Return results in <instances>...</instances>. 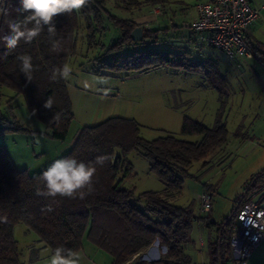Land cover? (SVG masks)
Segmentation results:
<instances>
[{"label":"trees","instance_id":"obj_1","mask_svg":"<svg viewBox=\"0 0 264 264\" xmlns=\"http://www.w3.org/2000/svg\"><path fill=\"white\" fill-rule=\"evenodd\" d=\"M111 1L114 7L125 11L141 5V0ZM106 5L107 0H91L79 11L59 15L54 19V36H50L45 27L30 43L21 41L14 50L7 49L0 40V87L14 92L5 102L10 104L16 96L22 95L27 110L48 130L43 133L56 140L69 139L74 114L66 80L53 81L50 76L54 68H62L76 54L82 28L87 49L98 47L102 50L101 54H107L108 58L102 59L109 68L142 72L171 65L203 75L209 72L206 64L193 60L187 52L157 49L145 42V39L159 41L167 35L169 28L142 27L143 40L134 42L130 33L139 25ZM16 6L17 0H0V10L7 12L5 15L1 11L0 37L8 34V20L23 18L15 12ZM108 23L117 29L118 35L108 27ZM107 31H113L114 36L104 43L102 37ZM54 40L60 42L57 51L52 50ZM126 45L131 51L123 54ZM21 55L32 57L35 70L31 81L20 71L18 57ZM205 76L210 78V75ZM220 78L223 80L222 76ZM223 83L222 87L221 84H213L221 98L225 92ZM2 94L0 91V98ZM49 98L53 100L52 108L45 109L43 104ZM57 113L59 120L54 121L53 116ZM25 129L14 115L6 114L0 107V134ZM140 129L141 125L134 119L112 116L79 130L74 144L59 159L74 158L96 168L91 187L83 189V198L79 194L76 198L37 195V189L46 190L41 174L48 167L34 173L27 169L19 170L0 144V264H23L21 250L13 234V228L18 223L33 231L38 241L49 247L51 253L61 246L79 251L85 238L110 255V264H128L157 241L162 249L160 257L148 264H191L186 248L191 241L193 223L202 217L196 216L189 206L176 205L171 199L182 191L184 179L190 175L189 167L227 142L226 123L220 111L211 127L184 116L180 133L199 135L197 141L179 138L169 132L147 140L140 135ZM132 150H140L146 158L150 171L163 185L161 191L136 194L134 188L123 186V180L132 171V164L127 158ZM101 156L105 158L104 163H95ZM204 188L210 193V186L205 185ZM244 191L246 193L240 200ZM258 192H264V169L250 178L235 199L228 217L216 223L207 222L208 226H216V236L208 241L206 264L231 262V226L241 205ZM261 196L264 197V193ZM48 206L52 211H42Z\"/></svg>","mask_w":264,"mask_h":264},{"label":"rangeland","instance_id":"obj_2","mask_svg":"<svg viewBox=\"0 0 264 264\" xmlns=\"http://www.w3.org/2000/svg\"><path fill=\"white\" fill-rule=\"evenodd\" d=\"M166 1L141 0V5L131 11L117 9L111 0H107L106 6L116 13H121L119 14L121 16L125 15L122 17L135 18L145 25L159 18L160 12H154L157 6L161 8V14L166 12ZM108 27L118 35L117 29L110 23ZM112 32L107 31L103 35L104 38L102 37V42L106 43L108 38H113ZM84 35L85 31L82 28L79 32L81 40L77 42L76 54L67 64L72 69L71 76L66 82L74 114L69 129V138L84 126L96 125L109 117L119 116L137 121L141 125L140 135L147 140L169 132L179 138L197 141L199 135L180 133L183 117L187 116L211 127L219 111L222 119L227 120L226 127L230 138L232 136L244 137V133H247V126L245 125L244 128V123L248 124L247 121H239L240 126H238V121L235 122L234 119L243 112L253 113L251 115L253 117L259 111L258 103L252 93L249 95L251 101L248 106L238 104L241 99L247 98L249 91L246 87L248 85L246 86L243 82L244 77L240 72L234 73V65L229 59H213L208 62L207 58L191 56L193 60L207 65L205 66L209 72L206 74L210 75V78L205 76L206 74L171 65L152 68L140 73L128 72L104 65L102 58H108L107 54H101L102 50L98 47L87 49L86 41H83ZM185 49L179 46L168 47V50L173 52L189 51L190 54L192 53L191 50ZM128 51H131L130 47L124 46L122 53L126 54ZM222 71H227L229 82L220 78ZM233 79L236 82H232ZM102 80L105 82L101 83ZM223 81L226 87H223L225 92L221 98L214 85L221 84ZM243 88L246 89L245 96ZM0 91L1 94L3 93L0 98L2 111L14 115L17 122L26 128L18 131L9 130L0 134V144L5 147L10 160L17 169H27L30 173L40 171L59 159L69 149L67 139L59 141L43 133L48 130L27 110L22 95H18L8 104L5 101L14 94L13 90L2 86ZM250 107L252 109H249ZM226 148L224 145L218 152L213 153L209 157L210 164H201L202 160L193 163L189 167L190 175L184 179L182 191L171 199L176 205L189 206L196 216L202 217L193 223L191 241L186 248L192 260L191 264L208 262V235L215 237L216 227L206 224L212 219L220 222L228 217L232 212L235 199L242 193L241 190H237L238 181L241 173L246 171L247 164H233L230 167L228 164L230 160L227 159L231 153ZM127 158L132 164V171L123 180L124 187L134 188L136 194L149 190H162V183L150 171L148 161L140 150H132ZM206 184L214 188L210 194L212 209L211 212L201 214L196 201ZM210 229H212L211 234ZM13 234L21 250L23 264H49L51 250L38 241L33 231L28 230L23 223H18L13 228ZM200 238L204 240V247L199 245ZM161 251L162 249L159 248L157 254L159 257ZM79 252L84 257L82 264H110L111 262L108 253L97 248L85 238ZM142 258L149 263L145 257L140 255L128 264L141 262ZM155 258L153 256L150 259Z\"/></svg>","mask_w":264,"mask_h":264},{"label":"crops","instance_id":"obj_3","mask_svg":"<svg viewBox=\"0 0 264 264\" xmlns=\"http://www.w3.org/2000/svg\"><path fill=\"white\" fill-rule=\"evenodd\" d=\"M199 1H204V0H167L165 6L166 12H164L163 14H161L160 12V14H158L160 15L158 19H156L154 22L147 23L145 25H142L141 21L135 18H131L127 16L126 17L133 19L141 27H147L153 29L158 27L169 28L167 35L162 37L157 42H152L145 39V42L148 44L149 47H153L157 49H168L169 46H179L181 48H186L191 50L192 52L191 54L189 51L186 52L193 57L195 55L198 58H205V59L207 58L210 60L228 59L221 52L203 46L200 42L196 40L192 30L182 27V23L191 22L192 19L195 17L196 15L195 5ZM249 1L254 7L259 8V17L246 30L245 37L247 41L253 46V48H255V50H257L261 54L262 58H264V0H249ZM230 61L234 65L233 68L234 73H237V71L240 72L241 76L244 77L243 82L246 83V86L248 85L246 87V89L249 91L247 98L245 97L241 99L240 103L238 104L240 106H245V107L248 106V104L251 101L249 95L252 93L254 95V98H256V102L258 103L257 108L259 110L257 114L254 113L255 115L253 117H251L253 113L247 114V112L246 113L243 112L239 114L234 119V121L235 122L238 121V126H240L239 121L246 120L248 124H246L245 122L244 128L247 126V130H246L247 133L243 132L244 137L232 136V138H230L228 133L227 142L224 144L227 147L226 150L230 151L231 153V155L227 159L228 161L230 160L228 163L230 164V167L233 164H247L246 171L244 170H243L244 172L242 171L243 173H241L240 179L238 181L237 190H241L242 192L243 188L246 186L250 178L257 172L264 169V62L261 63L256 59H250V60L237 59L234 61L232 60ZM222 76L225 82L226 81L229 82V79L227 77V71L225 72L222 71ZM232 82H236L235 79H233ZM246 89L243 88L242 90L244 92V96L246 95ZM13 95L14 94L10 95V97ZM16 97L14 99H16ZM249 109H252V107H250ZM226 122L227 120H225V123ZM79 130L80 129L75 131V133L68 139L69 141L68 148H70L74 144V141L78 135ZM221 147L217 148L215 151L210 153L205 159L201 161V164L204 165L210 164L209 157L213 155V153L218 152L221 149ZM50 165H48L47 167H49ZM204 189L201 190L200 192L204 191ZM212 189L214 188L211 187V189L209 190L210 193L212 192ZM262 193L264 192H258L257 194H255L254 198L251 199L264 205V197L261 196ZM198 199L199 196L196 201L198 205L197 207L199 208ZM211 209H212V205H211ZM211 209L209 212H211ZM210 222L216 223L217 221L212 219ZM214 227L216 226L214 225ZM209 232L211 234L212 229H210ZM214 234L216 235V233ZM213 237L214 235L213 236L208 235V241L211 240ZM199 245L201 247H204V240L202 238H200ZM158 249H159V245L158 246L152 245L143 252H141L139 255L145 256L146 260L155 256L156 257L155 259H151V261H155L159 259V256L157 255ZM147 254H150V256H147ZM248 264H264V238L261 239L255 252L250 257Z\"/></svg>","mask_w":264,"mask_h":264},{"label":"built area","instance_id":"obj_4","mask_svg":"<svg viewBox=\"0 0 264 264\" xmlns=\"http://www.w3.org/2000/svg\"><path fill=\"white\" fill-rule=\"evenodd\" d=\"M195 9V17L191 22L182 23V27L192 30L196 40L203 46L221 52L232 61L256 59L264 62L261 54L250 46L245 37L246 30L259 17V8L254 7L249 0H204L197 2ZM154 12H161V8L157 6ZM211 205L210 193L202 191L199 195L200 213H207ZM262 238L264 205L249 199L238 209L231 226L229 264H248ZM153 245L158 246V242L155 241ZM142 261L145 262L143 258ZM146 261L151 262V259Z\"/></svg>","mask_w":264,"mask_h":264},{"label":"clouds","instance_id":"obj_5","mask_svg":"<svg viewBox=\"0 0 264 264\" xmlns=\"http://www.w3.org/2000/svg\"><path fill=\"white\" fill-rule=\"evenodd\" d=\"M91 0H17L15 12L22 19L15 18L7 21L8 34L0 37L4 45L9 50H14L21 41L30 43L34 38L47 27L50 36H54L56 32L54 19L62 14H70L73 10L79 11ZM3 14L7 15L6 10ZM31 25V27H29ZM60 49V42H52V50ZM20 63V71L25 75L28 81L32 79V73L35 70L30 55H21L18 57ZM72 69L65 64L62 68H54L50 79H69ZM105 81H101L103 83ZM53 100L47 99L43 107L51 109ZM54 121L59 120V113L53 116ZM104 157H97V164H103ZM96 168L94 166L78 162L74 158H63L53 161V163L41 174V179L45 182L46 190L37 189V195L50 197H67L76 198L79 194L81 198L85 195L83 189L90 188L95 175ZM52 211L48 206L42 211ZM83 255L77 251L65 247H56L51 256L49 264H82Z\"/></svg>","mask_w":264,"mask_h":264},{"label":"water","instance_id":"obj_6","mask_svg":"<svg viewBox=\"0 0 264 264\" xmlns=\"http://www.w3.org/2000/svg\"><path fill=\"white\" fill-rule=\"evenodd\" d=\"M131 39L134 42H140L143 40V31L141 26H136L130 33ZM247 189H249V186H247ZM246 191H244L240 197V200L244 197ZM239 200V201H240ZM237 206H235L236 208Z\"/></svg>","mask_w":264,"mask_h":264}]
</instances>
